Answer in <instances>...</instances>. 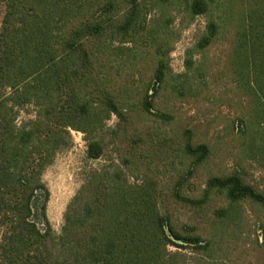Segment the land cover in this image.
Returning a JSON list of instances; mask_svg holds the SVG:
<instances>
[{"label":"trees","instance_id":"trees-1","mask_svg":"<svg viewBox=\"0 0 264 264\" xmlns=\"http://www.w3.org/2000/svg\"><path fill=\"white\" fill-rule=\"evenodd\" d=\"M3 1L0 264H179L169 246H178L177 240L201 246L203 240L191 230L179 232L162 212L165 194L156 177L130 183L120 167L94 171L69 204L59 237L36 222L48 197L42 177L69 144L70 129L86 135L88 156L97 159L103 152L97 136L113 115L117 127L107 132L128 137L134 114L172 120L153 111L161 91L187 95L195 81H206L204 61L197 64L192 55L185 73L170 69L169 35L177 12L191 21L206 17L195 45L199 51L225 44L218 74L233 86L242 109L243 152L264 160V0ZM148 58L156 65L142 89L140 66ZM28 104L36 105V116L19 128L16 107ZM136 136L126 151L138 163L151 156L153 139ZM183 138L194 166L205 162L208 144L194 143L189 129ZM179 190L176 185L174 197L194 206L213 193L225 194L229 202L216 212L223 221L237 217L243 201L264 207V194L238 171L211 176L197 199Z\"/></svg>","mask_w":264,"mask_h":264},{"label":"rangeland","instance_id":"rangeland-1","mask_svg":"<svg viewBox=\"0 0 264 264\" xmlns=\"http://www.w3.org/2000/svg\"><path fill=\"white\" fill-rule=\"evenodd\" d=\"M5 11V3L0 0V30ZM179 13L174 14L169 35L170 69L175 75L185 73L186 61L192 55L197 64L204 61L206 81L200 82L201 85L199 80L195 81L194 89L187 95L161 91L154 98L153 111L169 113L172 120L134 114L128 137L114 138L107 132L117 127L118 119L113 115L106 122L105 131L97 136L103 141V152L97 159L88 156L86 135L70 129L69 144L57 153L43 174L48 197L44 207L42 202L39 205L41 210L36 222L42 230L49 228L59 237L69 204L91 174L120 167L130 183L140 182L149 175L156 177L165 194L162 212L179 232L186 234L191 230L202 237L201 246L181 240L176 242L182 246H169L179 264H264V207L261 204L243 201L240 213L230 222L219 219L216 214L229 202L223 193H213L202 206L174 197L173 190L178 185L182 197L200 198L211 176L234 171L264 194V160L253 159L243 152L239 128L242 109L233 86L218 74L225 44L219 41L199 51L195 45L206 30V17L198 15L191 21ZM155 65L151 58L141 64L142 89L153 80ZM36 110L35 104L16 107L17 126L27 125L35 118ZM185 129L191 130L194 143H207L210 147L209 157L197 167L183 146ZM138 132L147 141L153 139L149 144L153 150L148 151L150 157H142L137 163L126 148L132 146ZM124 159H129V166L123 164Z\"/></svg>","mask_w":264,"mask_h":264}]
</instances>
